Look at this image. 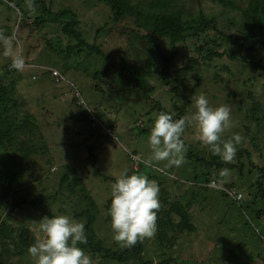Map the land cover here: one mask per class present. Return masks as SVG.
<instances>
[{"label":"rangeland","instance_id":"obj_1","mask_svg":"<svg viewBox=\"0 0 264 264\" xmlns=\"http://www.w3.org/2000/svg\"><path fill=\"white\" fill-rule=\"evenodd\" d=\"M20 1L31 9L28 0ZM40 1L51 11L75 12L84 38L100 45L116 64L126 69L138 66L139 77L145 80L141 88L149 85L151 90L145 96L129 80L102 78L105 63L94 54L71 57L69 66L55 67L60 73L56 81L44 80L39 75L32 80L30 74L35 70L27 67L21 70L23 79L19 80L18 73L4 76L3 67L17 54L32 65L50 67L52 59L59 61L48 41L55 45L61 37L58 27L65 21L35 28L29 25L33 24L32 19L28 18L26 24L15 9L5 12V2H0V86L17 103L0 114L1 128L11 130L13 139L12 146L0 147V169L10 177L11 189L26 201L15 205L11 195L0 190V264H35L27 249L39 238L37 224L45 216L68 215L85 225L79 214L89 200L83 202L82 193L97 206L92 225L95 241L120 251L122 246L113 238L107 215L111 184L124 170L139 174L151 165L162 169L144 172L159 186V209L181 204L188 214L189 228L178 232L174 227V231L168 232L164 224L156 226L152 237L139 239L143 244V263L264 264V32L244 41L243 52L232 60L229 56L251 33L254 22L245 23L239 10L221 7L216 0H175L174 6L183 18L200 12L206 20L213 19V27L209 25L202 34L192 32L175 44L176 54L166 70L171 84L166 87L159 76L165 66L161 56L169 57L172 47L154 36L160 43L156 48L148 38L152 16L159 14L158 9L134 4L131 12L115 18L99 0ZM235 2L243 9L248 0ZM215 51L223 56L201 60L191 72H181L187 57H207ZM177 84L180 88L175 94L173 87ZM201 94L212 107L230 106L232 127L221 138L226 140L233 134L242 137L233 159L224 161L214 155L197 139L195 121H191L182 138L203 163L185 158L177 168L168 166L167 161L153 160L147 138L157 114L182 108V116L190 118L195 112L193 98ZM249 95L254 99L250 100ZM256 104L258 111L252 113ZM98 133L102 137L97 138ZM103 133L107 137L103 138ZM21 149L29 151L27 157ZM133 151L137 162L131 158ZM239 151L247 153L239 159ZM207 162L214 165L208 166ZM64 174L69 176L70 184L62 187L60 180ZM201 175L216 178L221 188L189 184ZM226 185L241 193L240 202H232L219 190ZM161 216L159 213L157 218ZM171 220L174 226L178 225L179 218L171 215ZM160 231L167 233V237L160 236ZM24 241L21 250L20 242ZM84 251L92 264H120L103 253Z\"/></svg>","mask_w":264,"mask_h":264},{"label":"trees","instance_id":"obj_2","mask_svg":"<svg viewBox=\"0 0 264 264\" xmlns=\"http://www.w3.org/2000/svg\"><path fill=\"white\" fill-rule=\"evenodd\" d=\"M103 4H105L110 12L113 14L115 18H120L121 16H124L125 14L131 12L134 8L132 5H143L150 9H158L159 14L156 16H152L153 18V27L151 29V35L148 37L149 40H151L150 43L154 44V47L158 48L160 45L159 40H155L154 36L161 37L162 40H165L169 42L170 46L172 47V54L169 57H166L165 55H162V59L164 60L165 66L160 71L159 76L161 77V80L164 84V86L168 87L171 84V80H169L166 76V70L171 66L172 60L174 59V56L176 54L177 46L175 44L177 42H181L183 38L190 35V33L195 32L197 34L205 33L208 30L209 25L212 26L213 19L206 20L204 18V15L202 13H198L196 16H188L187 18H183V14L180 11V9L175 5V0H99ZM143 1V2H142ZM0 2H5L4 5H6V10L2 8L5 12L11 13V11L18 12V15L21 16V20L26 24H29L27 22V19H32L33 25L35 28L36 26H39V28H43L46 25H51V23H57L61 20H64L65 22L63 25H59L58 31L61 34V37L56 41L55 45L52 43V40L48 41L49 49L54 51V55L59 59V61H56L52 59L51 61L48 59H43V61L47 62L50 61L52 66H44V65H32L29 64L26 60L23 59V66L22 67H15L13 64L14 57H11L9 62H5L6 67L4 66L3 69L5 71L4 76L6 74L10 73H18L19 80L23 79V74L21 73V70L25 67L29 68L30 70H35L34 75L30 74L32 76V80H35V75H39V77H42L44 80L51 79L52 81H56V76H53V72H57L59 75L58 69L65 68L69 66V60L71 57L79 58L87 55L94 54L96 56H99L100 59L105 63L104 69L101 73V77L111 80L112 78H116L120 81L123 80H129L131 81L137 88H141L142 84L145 83V80L140 78L139 75V67L135 66L132 69H126L123 67V65H120L119 63H115L112 59L107 57L103 51L100 49V45H97L94 42H88L84 36L83 33L80 31L79 27V21L78 17L75 12L69 9H61L57 11H51L46 8V4L43 1L40 0H28V7L31 9H27V7L20 1V0H0ZM216 2L221 7H231L234 10H239L242 17L245 20V23H251L254 22V27L250 29L251 33L246 34L244 36V39H242V42L240 43V47L231 53L229 56L230 59L234 60L236 59L244 49L243 42L248 41L256 36L258 34H262L264 32V2L263 0H248L246 7L241 9L235 2V0H216ZM136 5V6H137ZM171 8H174V10H171ZM23 24V23H22ZM25 24V25H26ZM213 27V26H212ZM8 28V27H7ZM102 31V29H98V32ZM9 35L12 33L9 32ZM63 40H66V44L63 45ZM62 45L64 47H62ZM223 55L218 53L217 51L209 53L207 57H199L195 55H191L190 57H187L186 66L181 69L182 71L191 72L193 70L194 65L196 67L199 66L201 60H208L212 59L213 57H222ZM8 61V60H7ZM30 62V61H29ZM59 64V65H58ZM114 68H117V73H115ZM38 71V72H36ZM37 73V74H36ZM1 80V77H0ZM14 84L16 82H13ZM16 86V85H15ZM180 85L177 84L175 87H173L175 94L179 90ZM142 92L147 96L148 92L151 90V86L147 85L146 88H141ZM172 90V89H171ZM248 98L250 100H253V96L249 95ZM10 104L12 106L17 105L16 100L11 96V93L6 90L5 87L0 86V114L2 112L6 113L9 111ZM83 107V106H82ZM85 108V107H84ZM182 109V108H181ZM176 110L174 119H179L182 116V110ZM258 111V105L253 108L252 113H256ZM254 116V115H253ZM258 123V119H256ZM8 131V132H6ZM3 130L0 126V147H4L6 144L10 147L12 146V137H11V130ZM101 134V133H100ZM98 133L97 138L102 137ZM103 138L107 137L105 133H103ZM182 138V137H181ZM183 140V138H182ZM183 143L186 148L185 152V158L195 160L199 162L200 164L203 163L202 159L198 158L197 156L192 154V147L187 144L184 140ZM22 150L23 156L27 157L28 150ZM31 152H34L30 150ZM243 153H247L246 151H239L238 158L240 159ZM133 156H137L136 152L133 151L131 153ZM247 158L249 159V155L247 154ZM142 165V162H141ZM208 166H213L214 164L212 162L206 163ZM144 167V166H143ZM221 168V167H219ZM144 171H141L139 174L144 175L145 171H158L162 169H159L158 167L151 165L149 167H145L143 169ZM49 171L52 173L54 170ZM209 176L201 175L198 177L192 178V183H189L193 186H199V188H207L208 182L211 181V179H208ZM218 182V180L215 178ZM10 177L7 173L2 171L0 169V190L4 193V195L8 196L11 195L12 201L15 205H22L25 204L26 201L22 198H20L10 187ZM65 184L69 185V176L67 174H64L63 177L60 180V186H64ZM77 184V183H76ZM74 187V185H73ZM225 189H234L230 185H226L224 187ZM72 189V188H71ZM261 189V188H260ZM73 190V189H72ZM262 190V189H261ZM83 191V189H81ZM263 191V190H262ZM264 194V192H262ZM224 194V193H223ZM80 195V194H79ZM225 195V194H224ZM83 202L88 201V205L84 203V210L80 211L81 213L79 216L83 219H85V233L87 236V243L84 245H78L79 247H82L85 250H89L92 254H100L109 258L111 261L116 263H127L129 261H136L139 264H147L142 262V253H143V244L141 240H138L133 246L131 247H122L120 251H112L108 248L103 247L102 243L100 241H95V230L92 227L94 222V214L97 212V206L92 201V199L86 197L84 193H82ZM226 197V196H225ZM88 200H87V199ZM228 198V197H227ZM229 199V198H228ZM233 202V201H232ZM110 204V201L108 203V206ZM159 213H162L161 218L156 219V226L159 227L163 225L168 232L170 230L174 231V227L177 228V231L180 232L182 229L186 230L189 228V222H188V214L186 212L185 207H183L181 204H174L171 205L169 209L167 210H157V215ZM171 215H174V217L179 218L178 225L173 224L171 220ZM109 220V217H108ZM4 225V224H3ZM163 227V228H164ZM167 233L164 231H160V236H165ZM160 238V241L163 239ZM26 239H29V236H26ZM25 239V241H26ZM31 239V238H30ZM24 242H20V249L24 250Z\"/></svg>","mask_w":264,"mask_h":264},{"label":"clouds","instance_id":"obj_3","mask_svg":"<svg viewBox=\"0 0 264 264\" xmlns=\"http://www.w3.org/2000/svg\"><path fill=\"white\" fill-rule=\"evenodd\" d=\"M13 64L17 68L23 66L18 54ZM193 102L195 112L190 118L174 119L175 112L157 114L147 138L153 160L167 161L168 166L177 168L184 164L186 148L181 137L191 121H195L197 139L214 155L224 161L233 159L242 137L233 134L229 139L221 138V134L232 127L230 106L212 107L203 94L194 97ZM159 207L156 181L122 171L111 184L107 209L114 240L122 247H131L139 239L152 237ZM37 233L39 238L27 249L35 264H92L90 255L78 246L87 243L84 223L68 215L45 216L37 224Z\"/></svg>","mask_w":264,"mask_h":264},{"label":"built area","instance_id":"obj_4","mask_svg":"<svg viewBox=\"0 0 264 264\" xmlns=\"http://www.w3.org/2000/svg\"><path fill=\"white\" fill-rule=\"evenodd\" d=\"M53 76H56V80L60 79V75L57 73V72H53ZM78 96V94H77ZM80 104H83V102L81 101ZM131 158L132 160L135 162H137V158L133 155H131ZM218 182L216 180H211L210 183H208L207 185L209 187H212V188H221L219 187L218 185ZM220 191H223V193L225 194L226 197H228L230 200H232L233 202H240L242 200V195L241 193H238L235 189H225V188H222V189H219Z\"/></svg>","mask_w":264,"mask_h":264}]
</instances>
